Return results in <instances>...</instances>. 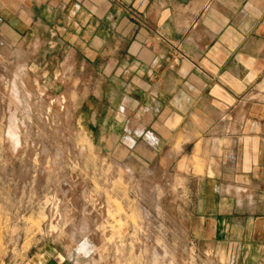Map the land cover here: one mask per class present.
<instances>
[{
    "label": "crops",
    "instance_id": "obj_1",
    "mask_svg": "<svg viewBox=\"0 0 264 264\" xmlns=\"http://www.w3.org/2000/svg\"><path fill=\"white\" fill-rule=\"evenodd\" d=\"M0 45L88 98L111 149L198 160L195 240L264 264V0H0Z\"/></svg>",
    "mask_w": 264,
    "mask_h": 264
},
{
    "label": "rangeland",
    "instance_id": "obj_2",
    "mask_svg": "<svg viewBox=\"0 0 264 264\" xmlns=\"http://www.w3.org/2000/svg\"><path fill=\"white\" fill-rule=\"evenodd\" d=\"M27 61L0 45V264H230L195 240L201 163L111 149L88 98Z\"/></svg>",
    "mask_w": 264,
    "mask_h": 264
}]
</instances>
